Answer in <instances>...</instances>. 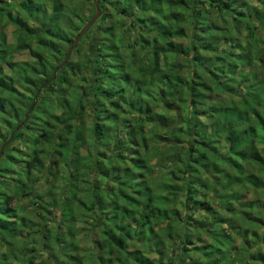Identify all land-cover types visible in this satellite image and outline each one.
Segmentation results:
<instances>
[{
    "label": "trees",
    "instance_id": "1",
    "mask_svg": "<svg viewBox=\"0 0 264 264\" xmlns=\"http://www.w3.org/2000/svg\"><path fill=\"white\" fill-rule=\"evenodd\" d=\"M108 5L149 40L131 39L124 56L116 31L127 26L99 24ZM87 7L88 0H0V139L24 123L34 106L29 94L73 46L70 31L92 19ZM100 7L90 29L105 35L93 38L97 54L69 60L43 91L55 96L53 86H71L69 71L93 80L83 78L79 95L63 90L60 112L44 125L33 115L43 113L39 105L14 136L28 142V131L53 151L14 154L7 146L0 161V264H264V0H100ZM204 12L222 25L201 27ZM4 24L15 26L16 42ZM23 52L34 60H16ZM64 159L69 171L59 186ZM47 163L55 169L49 189L32 196ZM25 197L34 208L19 206ZM76 238L91 241L85 255Z\"/></svg>",
    "mask_w": 264,
    "mask_h": 264
},
{
    "label": "rangeland",
    "instance_id": "2",
    "mask_svg": "<svg viewBox=\"0 0 264 264\" xmlns=\"http://www.w3.org/2000/svg\"><path fill=\"white\" fill-rule=\"evenodd\" d=\"M73 2L76 3V2H78V0H73ZM106 8H107L106 13L109 15L108 20L106 22H104V23H101V22L99 23V20L97 22L99 24H108V25H111V24L117 25V23H122V24H125L127 26L125 28V32L123 34H121V32H119L120 31L119 29H117V31H116L118 33V38L119 39L122 38V41H124V43L121 44L122 54H124V56H125V54L128 51L127 50V47L125 46V44H127L129 42L131 44L132 43L131 42V39L135 40V39H140L141 38V39H144V40H149V37L150 36H148L147 34H143V33L142 34H138L137 32H134L132 30V28L128 27L130 25V21H129L130 18H125V16L117 13L110 5H108ZM93 10L96 11V8H95V5H94V0H91V1L88 0V7H87V10H86V18L89 19V17H91L92 15L94 16L96 14V12L93 13L94 12ZM131 12H134L135 14H137V12L135 11L134 8H133V10ZM15 13H16V10H13L12 11V15H14ZM204 13H205V16L202 17L201 27L207 26V24H213L214 22H216L218 24V26H219L220 23L222 25V21H220L219 19L215 18L216 15H213V13H211V12H204ZM122 17H123V19H122ZM134 17L135 16H132L131 18H134ZM191 22H193L192 19H191V21H190V23L188 25L191 26L192 25ZM78 27H81V25H79ZM1 28L4 29V32L7 35V41L8 42H10V43L16 42V33H17V30H16V28H15V26L13 24H7V25L4 24V25L1 26ZM70 32H71L72 36H78V34H79L77 31L74 30V28ZM240 36H241V38H244V36H245V33L242 34L241 33V30L239 32V37ZM217 37H219V35H217ZM93 38H97V41H102L105 38V35L102 34V33L100 34L99 31H98V29L96 27L93 28L92 30L88 31L86 33V36L81 39V41H80L79 46L77 47V49L73 51V53L71 55V59H70L71 62L76 63L79 59L83 58V56L85 54H87V52L92 53V55L97 54L96 53V44H92ZM67 47H69V45H67ZM68 49L66 48V45H65V48H64L63 53L64 54L67 53ZM137 54H138V57H135L136 58L135 60H139V62H140V58L142 57V54L136 53V55ZM143 54H145V52H143ZM62 56H58V58L64 59ZM25 59H29L31 61L34 60L33 58H29L27 52H23L21 55H17V58H16V60H18V61L19 60H25ZM48 60L51 62L52 66H54V67H56V66L59 65V62L58 61H52V59L50 57H49ZM129 60H130V56H128L127 59L125 58V61H126L127 65L131 67V65L128 64L130 62ZM112 65L115 66L116 64L114 62H111V66ZM82 70L76 76L69 71V78H70V80L72 82L71 83V86L64 85V88L65 89L62 88V87H60V85L53 86V89L56 92L55 93L56 94L55 96L54 95H51L50 93L48 94L47 92H44L43 89H41L40 92L37 93L38 96L37 95H31V94H29L26 91V87H24V86H22V85H20L18 83L17 84V88L20 90V92L23 93V94H29L31 96V100H34V103L36 101V103L34 105V108H33V110L31 111V113L29 115V118H30V116H32L33 112L36 111L37 107H39V105H40V110L43 111V113H38L37 112V113H34L33 115L36 116L35 119H36V121L38 123L44 125L43 122L45 120H48V118H50L51 113H56V112L59 113L60 112L59 107L57 105V103H58L57 100H59V97H60L59 94H61L63 92V90H65V94L67 96H70L71 94H74V92L77 95L81 94V92L86 87V84L83 82V78L86 77L88 81L93 80V77H91L90 74H88L87 71H85V70L82 71ZM81 88H82V90H81ZM211 93H212L213 96H216V97L219 94L218 91H217V89L213 90ZM46 96L49 98V101H45V103H44L43 102L44 101L43 98L46 97ZM23 111H24V109H22V112ZM28 113L29 112H27V114ZM29 118H28V120H29ZM86 122H87V124H90L91 123V120H90L89 117L86 118ZM5 132H7V131H5ZM12 132L13 131H8L7 132V136H8L9 133L12 134ZM27 134L28 135H27L26 139H27L28 142H25V141L22 142V140H16L15 141V137H14L13 141L8 145L9 148H13L14 151H12V152L14 154L15 153H22V154L31 155V154H33V149L36 148V147H38V148H46V150H48V151H53V149L51 148V145L49 143L42 142V143H40V144L37 145L34 142V140H33V135L34 134L33 133H30L28 131H27ZM30 136H32V137H30ZM7 141H5L3 138L0 139V149H1L2 145L5 144ZM262 145L263 144H260V146H262ZM44 159H45V156H44ZM66 162H69V160L68 159H66V160L64 159V161H62V163L60 164V166H58V167L56 166L58 169L60 168L61 170H63L60 173V175L58 173H56V176H57L58 181H59L58 182V185L59 186H60V182H62L60 180V177L61 176L67 177V175H68L65 172V170L66 171H69V166H68L69 163L67 164ZM47 164L48 165L44 168L43 182L38 187L36 185H34L32 187V192H33L32 196H34V195L35 196L36 195L37 196H42V195H39V194L40 193L41 194H44L49 189V187H48V185L46 183L48 181V177H50V175L53 174L52 171L55 172V169L49 166L50 163H47ZM7 165H8V163L4 162L1 165V169L2 170H7L8 167H9V165L8 166ZM40 175H41V172L39 174H37V176H40ZM154 175H155L154 180H155V182H156V184L158 186V185H160V183H159L160 175H159L158 172H156ZM54 191H56V194L57 195L60 194V188L59 187L56 190H54ZM248 195H249V197L251 196V194H248ZM246 196L247 195H245V197ZM34 200H35L34 198L33 199H29L28 197L20 198V200H19V206L21 205L22 208L28 207L29 209H32V208H34V206H33L34 205ZM60 211H61L60 209H57L55 211V213L59 214ZM262 232H264V231L263 230H260V233H262ZM79 236H81V233H80ZM85 236H88V237H86L87 240L91 239V233L84 232L83 235L81 236V238H83ZM78 239L81 240L80 238H76V240H78ZM83 241L84 240H81L79 242V244L83 248L82 251H80V249H79V251L82 252V254L85 255L86 254L85 251H89V247H91V243H90L91 241L88 242V243H87V241H86V243H84ZM197 241H200L201 243L203 242L200 239H198ZM238 243L239 244L241 243V240L240 239H239ZM262 243L263 242H261V244ZM256 249L257 248H255V250ZM147 256L150 257V258H155L156 257V255H154V254H149ZM76 264H78V262H76ZM238 264H240V263H238Z\"/></svg>",
    "mask_w": 264,
    "mask_h": 264
},
{
    "label": "water",
    "instance_id": "3",
    "mask_svg": "<svg viewBox=\"0 0 264 264\" xmlns=\"http://www.w3.org/2000/svg\"><path fill=\"white\" fill-rule=\"evenodd\" d=\"M94 5H95V8H96V14L93 16V18L82 28V30L80 31V33L78 34V36L76 37L75 39V42L73 44L72 47H70V49L68 50L67 52V55L64 59V61L59 65V67L55 70L54 72V75L52 76V78L43 85V87L41 89H44L47 85H49L51 82H53L56 77H57V74L59 73V71L64 67L66 66V64L69 62L70 58H71V55L73 53V51L78 47L82 37L90 30V28L98 21V19L100 18L101 16V13H102V10H101V7H100V0H94ZM38 96V94H37ZM36 103V101H35ZM34 103V105H35ZM34 106L32 107V109L29 111V113L26 115V118H25V121L23 124H21L14 132H12L11 134V137L10 139L2 145L1 149H0V161L3 157V154H4V151H5V148L13 141L14 139V136L16 134V132L20 131L22 129V127L24 126V124L27 122L28 118H29V115L31 113V111L33 110Z\"/></svg>",
    "mask_w": 264,
    "mask_h": 264
}]
</instances>
